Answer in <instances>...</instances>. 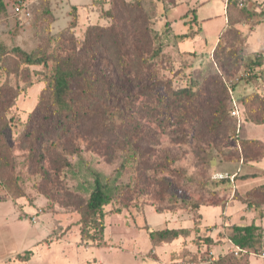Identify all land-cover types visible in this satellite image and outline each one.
I'll return each mask as SVG.
<instances>
[{"label": "rangeland", "instance_id": "obj_1", "mask_svg": "<svg viewBox=\"0 0 264 264\" xmlns=\"http://www.w3.org/2000/svg\"><path fill=\"white\" fill-rule=\"evenodd\" d=\"M227 4L0 0V120L15 158V168L0 175V264H264V192L258 191L264 186V124L254 121L264 111L251 100L264 98V62L252 71L233 66L227 75L216 52L226 37L223 48L241 49L250 59L264 56V0H239L231 12L235 26ZM111 9L114 18L107 16ZM92 26L119 31L124 52L117 55L112 36L97 55L81 52ZM229 26L239 31L241 44ZM183 35L189 37L174 38ZM16 48L52 59L48 66L25 65ZM69 55L93 66L96 113L80 127L46 137L42 159L32 158L41 129L55 126V59ZM141 57L148 60L144 67ZM212 75L228 89L232 127L226 137L199 127L186 133L189 124L176 112L157 114L184 88L201 93L200 109L210 108L217 97L207 89ZM154 77L168 87L142 92ZM131 144L140 152L134 160L127 157ZM123 162L124 170L115 173ZM95 173L111 200L102 222L97 216L91 224L85 213ZM237 227L255 228L252 246L235 242ZM163 230L180 235L152 237ZM236 247L245 252L236 255Z\"/></svg>", "mask_w": 264, "mask_h": 264}, {"label": "trees", "instance_id": "obj_2", "mask_svg": "<svg viewBox=\"0 0 264 264\" xmlns=\"http://www.w3.org/2000/svg\"><path fill=\"white\" fill-rule=\"evenodd\" d=\"M239 0H228L227 4V14L229 17V24L231 26H235L239 24V21L234 20V15L231 13L235 4H238ZM128 7H137V4L125 3ZM239 16L245 17L244 10H238ZM107 16L109 18L115 17V12L111 9ZM249 16H252L249 14ZM229 26L228 33H232L236 42H243L241 38V34L237 29H233ZM112 36L116 41V53L120 55V53L124 52L123 45L120 43L119 31H114L113 29H105L100 26H92L90 27L85 36V40L83 42V47L81 52L84 53H93L98 54L100 49L102 48V43L108 37ZM189 35L183 36H175L177 39H186ZM228 42V39L225 37L221 40L218 48L216 49L217 57L220 58L221 68L225 70L228 75L231 72L232 67H239L240 64H246V66L252 71L256 66H262L264 62V56L262 53L256 54L255 59L246 58L244 54H242L241 49H237L235 47L223 48V44ZM149 50V46L145 48ZM228 50V51H227ZM221 51V52H220ZM227 51V52H226ZM161 50H157V54L160 53ZM13 53L20 58V61L29 66H39L44 65L48 66L49 61L52 59L48 55L37 56L34 54H29L22 51L19 48L13 49ZM221 53V54H220ZM96 57V56H95ZM93 59V58H91ZM56 64L52 69V73L50 76V84L52 85V99L53 103L56 107L57 113L52 117V120L55 124L54 127L50 128V124L46 127V129H41V142L39 143L38 148H33L32 158L38 157L39 160L42 159L41 155H39V147L45 141V138L50 136L51 134H55L56 132H68L73 128L80 127L86 120L93 118L94 112V104L92 102L96 96V85L95 79L92 78V68L88 64H80L77 57L73 55H69L63 58H56ZM138 65L140 67H144L145 64H148L147 59H143L142 57L138 61ZM137 65V64H136ZM137 65V66H138ZM139 68V66H138ZM217 76L212 75L207 82L210 83L207 85L211 87L213 94L216 97L215 103L208 109H200L197 104L200 102L201 93L199 91H194L191 88H184L178 91H174L171 94L174 102L169 103L167 107L162 103L158 109L157 114L164 115L169 111L176 112L179 114L178 116L181 118L182 122L189 124L186 128V133H191L192 130L196 128H200V130L205 131L207 134H211L214 136L226 137L229 133V129H231L232 125L228 126L229 123V109L226 104L228 89L222 81L216 79ZM152 83H149L148 86H142V92L153 91L159 87H168V83H165L161 80H158L156 77L152 79ZM206 89V91H207ZM116 93L118 92H126L131 97V92L128 89H125L121 86H116ZM132 99V97L130 98ZM253 104L259 105L263 108L264 111V98H254L251 99ZM252 103V102H251ZM112 104L119 105L117 97H113ZM129 104H132L129 101ZM210 114L211 120L208 122L207 117ZM194 120V121H193ZM254 121L257 124H264V118L259 120L254 118ZM5 120H0V175H2L4 170H11L15 168V158L11 156V151L8 145L5 142V134L3 133L5 129ZM44 130V132L42 131ZM244 143V141H243ZM130 150L131 153L128 154L129 160H134L138 153L140 152L136 149L134 144H131ZM138 153H137V152ZM143 167V164H142ZM125 168V162L120 165L119 168L115 171V173H120ZM258 191L264 192V186L260 187ZM110 196L107 191V184L104 183L100 174L95 173V179L93 182V189L89 195V198L86 203V213L91 221L96 222V219L93 217L99 216V220L104 219V208L110 203ZM98 222V221H97ZM100 222V223H101ZM99 224H94L98 227ZM255 228L253 227H237L235 228L236 235L234 237L235 242L241 246L242 248H247L252 246L251 243L255 239ZM87 234V238L91 239V234L85 230ZM83 231V236H84ZM153 238H156L160 241L166 240H174L177 239L180 235L176 230H163L158 232H153ZM264 252V248H260V253Z\"/></svg>", "mask_w": 264, "mask_h": 264}, {"label": "built area", "instance_id": "obj_3", "mask_svg": "<svg viewBox=\"0 0 264 264\" xmlns=\"http://www.w3.org/2000/svg\"><path fill=\"white\" fill-rule=\"evenodd\" d=\"M17 11H20V7H17ZM245 251L239 247H236V249H234V253L236 255H240L241 253H244ZM261 257L264 259V252H262L261 254Z\"/></svg>", "mask_w": 264, "mask_h": 264}]
</instances>
